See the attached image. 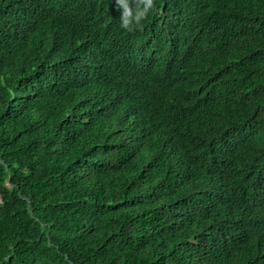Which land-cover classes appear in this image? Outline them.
<instances>
[{"label":"trees","instance_id":"1","mask_svg":"<svg viewBox=\"0 0 264 264\" xmlns=\"http://www.w3.org/2000/svg\"><path fill=\"white\" fill-rule=\"evenodd\" d=\"M0 0V264H264V0Z\"/></svg>","mask_w":264,"mask_h":264},{"label":"clouds","instance_id":"2","mask_svg":"<svg viewBox=\"0 0 264 264\" xmlns=\"http://www.w3.org/2000/svg\"><path fill=\"white\" fill-rule=\"evenodd\" d=\"M115 3L121 12L119 27L129 34L142 29L154 7V0H115Z\"/></svg>","mask_w":264,"mask_h":264}]
</instances>
